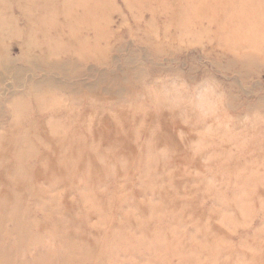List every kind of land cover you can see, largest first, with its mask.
Listing matches in <instances>:
<instances>
[{"label":"rangeland","instance_id":"obj_1","mask_svg":"<svg viewBox=\"0 0 264 264\" xmlns=\"http://www.w3.org/2000/svg\"><path fill=\"white\" fill-rule=\"evenodd\" d=\"M0 264H264V0H0Z\"/></svg>","mask_w":264,"mask_h":264},{"label":"bare ground","instance_id":"obj_2","mask_svg":"<svg viewBox=\"0 0 264 264\" xmlns=\"http://www.w3.org/2000/svg\"><path fill=\"white\" fill-rule=\"evenodd\" d=\"M3 198V197H2ZM13 208V207H12ZM8 209V208H7ZM21 211V210H20Z\"/></svg>","mask_w":264,"mask_h":264}]
</instances>
